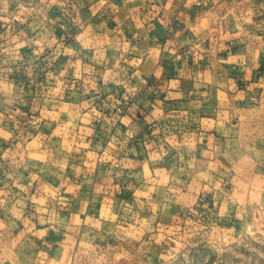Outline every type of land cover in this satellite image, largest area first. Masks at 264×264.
I'll return each instance as SVG.
<instances>
[{
    "label": "crops",
    "instance_id": "1",
    "mask_svg": "<svg viewBox=\"0 0 264 264\" xmlns=\"http://www.w3.org/2000/svg\"><path fill=\"white\" fill-rule=\"evenodd\" d=\"M263 203L264 0H0V264Z\"/></svg>",
    "mask_w": 264,
    "mask_h": 264
},
{
    "label": "rangeland",
    "instance_id": "2",
    "mask_svg": "<svg viewBox=\"0 0 264 264\" xmlns=\"http://www.w3.org/2000/svg\"><path fill=\"white\" fill-rule=\"evenodd\" d=\"M145 236L153 243L139 245ZM111 245L81 243L72 264H264V203L255 206L248 221L237 228L203 215L159 225L137 221L136 239Z\"/></svg>",
    "mask_w": 264,
    "mask_h": 264
},
{
    "label": "built area",
    "instance_id": "3",
    "mask_svg": "<svg viewBox=\"0 0 264 264\" xmlns=\"http://www.w3.org/2000/svg\"><path fill=\"white\" fill-rule=\"evenodd\" d=\"M190 52H191V49H188L187 53H190ZM131 102L132 100L126 99L124 102L115 105L111 109L103 111L102 116H110L115 120H121L122 115H124L130 108ZM202 215L206 216L207 218H211L212 216L211 213L208 212L207 210H202L199 216H202Z\"/></svg>",
    "mask_w": 264,
    "mask_h": 264
}]
</instances>
